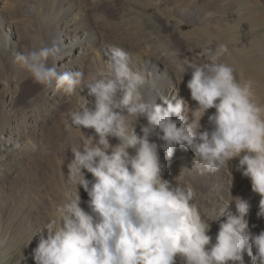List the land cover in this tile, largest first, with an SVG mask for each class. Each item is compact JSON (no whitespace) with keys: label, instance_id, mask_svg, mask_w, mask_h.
<instances>
[{"label":"clouds","instance_id":"9594fccd","mask_svg":"<svg viewBox=\"0 0 264 264\" xmlns=\"http://www.w3.org/2000/svg\"><path fill=\"white\" fill-rule=\"evenodd\" d=\"M57 51L42 46L17 56L34 83L47 89L55 82L56 91L84 101L67 113V127L81 133L64 174L75 191L65 193L59 219L35 238L34 264H245V253L252 264H264V231H251L250 203L232 197L209 222L190 184L164 178L160 156L163 151L171 160L177 147L190 150L194 159L187 169L199 175L238 160L236 171L251 181L260 197L257 217L264 218V107L253 99L252 82H239L234 69L219 62L227 46L203 49V64L185 59L178 66L179 83L191 70L187 88L195 108L178 92L160 95L161 104L146 100L142 89L155 87V76L134 66L122 48L107 46L105 68L87 79L83 71L50 67ZM0 84L7 87V81ZM210 109L215 112L205 129L201 121ZM141 119L147 124L138 133ZM80 188L89 197L87 210ZM233 203L236 211H228ZM217 222L213 242L209 233Z\"/></svg>","mask_w":264,"mask_h":264},{"label":"bare ground","instance_id":"6f19581e","mask_svg":"<svg viewBox=\"0 0 264 264\" xmlns=\"http://www.w3.org/2000/svg\"><path fill=\"white\" fill-rule=\"evenodd\" d=\"M253 6L251 5V7ZM92 12L93 10L90 11L83 1L78 0H0V48L9 58L10 61L8 62L13 71L9 85L16 91L18 88H23L24 84L31 80L17 60L18 54L24 50L20 41L18 42L15 31L18 25L16 20H19L17 17L20 15L19 17L26 22L25 28L28 31V37L33 38L35 48L42 46H55L58 48L55 56L50 58L48 62L49 66L54 67L58 73L83 71L86 79L90 78L105 68L106 57L104 53L107 46L112 45L129 53L134 66L144 68L154 74L155 87L150 83L142 89L146 100L161 104L160 95L171 97L178 92L179 96L188 101L191 107H196V102L191 100L190 95L186 92L187 89L185 90V87H183L184 82H178L180 77L171 68L172 66L170 67L169 63L163 60V56H151L149 52L143 51L144 48L141 46L128 45L127 42L121 41L122 39L117 40L108 37L107 32L105 31V33L101 24H99L101 19L97 18L98 15L95 13L97 15L95 16ZM14 14L17 16H14ZM180 15L192 24L206 25L216 30L219 35L228 32L230 37H237L233 23L221 20V16L224 15L223 11L215 13H208L207 11L205 13L204 10L185 6L181 8ZM258 20L264 22L262 17H257ZM237 52H243V50H236L235 53L237 54ZM235 57H233V63L236 66L245 67L244 61L238 59L240 56ZM249 63L251 64V62ZM250 64L249 66L247 64L249 68L252 65ZM259 65L257 63V66ZM244 67L241 68L242 79H239L240 82L251 81L254 101L256 103L264 101V69L259 68L262 72H260L261 76L258 77L251 74L253 71L250 74L246 73L247 70L245 71ZM185 75L184 79L190 77L188 74ZM81 95L86 96V93ZM34 97L37 102L31 105L32 107L40 102L44 107L51 110V114L44 120L32 110H20L14 91L10 92L3 89V93H0V156L2 157V161H0V264H9L11 255L19 248L20 243L17 232L22 226L27 232H39L43 229L39 219L27 218L23 225L18 223L15 229L9 230L8 218L5 215L6 202L9 199L13 200L16 196L17 204L21 208L22 200L26 199L27 201L29 196L21 188L18 180L19 175L21 176L24 172V161L34 159L35 156L38 158L49 156L50 152L46 148L47 145L44 143L42 134L52 128L51 125L56 123L57 114L59 115L63 108L66 110L70 107L71 110H75L78 104L84 103L82 99L78 101L76 96H68L63 90L56 91L55 82L47 89L41 86L32 98ZM32 107L30 108L32 109ZM214 112L215 109H210L205 116L208 117ZM146 124L147 121L141 119L136 126L137 132H140L141 125ZM202 125L205 129L211 127L206 122ZM83 131L86 135H91L89 129H83ZM71 132L70 138L72 137L74 146L79 143L81 133L75 129H72ZM155 142L161 143L158 140ZM160 156L162 163L166 166L164 176L166 179H171L174 183L190 184L192 187L196 185L194 189L196 199L199 201L200 207L202 204L204 205V210L201 213L206 220L210 222L218 220V210L222 206L230 204L232 197H240L247 200L251 205L248 217L251 231L254 234L264 231V227H262V223L254 209L255 205H259V195L252 193L249 194V197H242L244 191L241 190L242 188L234 179L232 182L226 167L221 168L216 173L199 175L188 170L191 169L194 159L190 150L177 147L171 160L165 157L163 151L160 152ZM70 158L73 159L71 151ZM6 165H11V171H4ZM183 169L182 177L175 181ZM199 188H205L206 192H201L202 190L200 191ZM30 197L33 200L35 199L33 194ZM228 211H236L234 203L231 204ZM213 224L219 228L218 222ZM244 262L245 264H252L251 258L246 253L244 254Z\"/></svg>","mask_w":264,"mask_h":264},{"label":"rangeland","instance_id":"374dc122","mask_svg":"<svg viewBox=\"0 0 264 264\" xmlns=\"http://www.w3.org/2000/svg\"><path fill=\"white\" fill-rule=\"evenodd\" d=\"M78 1H83L90 11L93 10L92 13L98 15L95 14L97 18L102 20H100L99 24H101L104 32H107L105 33L108 37L116 38L117 40L122 39L121 41H125L124 43L127 42L128 45L135 44L141 46L144 48L143 51L149 52L151 56H163V60L169 63L170 67L172 66L171 68L174 69L178 77H181L178 66L182 64L185 59L198 65L203 64L206 61V58L202 55L203 49H215L220 44L226 45L228 51L220 58L219 62L231 66L239 82V79H242L241 68L244 66H236L235 63H233V57L240 56L238 59L242 62L244 61V68L245 71L247 70L246 73L248 74L253 71L251 74L259 77L261 76V69H264L262 68L264 67V22L257 21V17H262V20L264 19V0ZM251 5L254 6L251 7ZM185 6L204 10L205 13L207 11L208 13L223 11L224 15L221 16V20L233 23L237 37H230V33L228 32L219 35L216 30L206 25L192 24V22L185 20L184 17L180 15L181 8ZM14 16L17 15L14 14ZM19 16L17 17L19 20H16L18 25L15 30L18 42L20 41L24 50H31L35 48L34 40L28 37V31L25 28L26 22ZM105 17L108 19H105ZM103 19L105 20L103 21ZM236 50H243V52H237L236 54ZM247 59L250 60L248 61ZM8 61H10L9 58L0 48V81H7V87L0 84V93H3V89L10 92L14 91L19 102L18 107L20 110H32L41 119H46L51 114V110L44 107L40 102L36 106H31L37 102L36 98L32 97L37 93L41 85L34 83L31 79L24 84L23 88H18L15 91L14 88L9 85L13 71ZM249 62H251L252 65ZM255 62H257L258 65L260 63V65L257 66ZM247 64L248 66L250 64L251 67L249 68ZM260 67L261 69H259ZM189 71L186 74L190 75V77L188 76L184 79V84L186 86L184 85L183 87H185V90L187 89L186 92L190 95V91L187 88V82L190 80L189 78H191V70ZM259 95L261 96V94ZM257 104L264 107V101L257 102ZM30 107H32V109ZM69 111H71L70 107L66 108V110L63 108L61 113L59 112V115L57 114L55 118V120L57 119L55 121L56 123L51 125L52 128L49 129L50 132L47 131L42 134L44 143L47 145L46 148L49 149L50 152L49 156H40L39 158L35 156L34 159L32 158L24 161V172L21 176L19 175L18 180L21 188L24 192H27L29 196L27 201L26 199L22 200L23 203L21 208L17 204L16 196L13 200L9 199V201L6 202L5 215L6 218H8L7 222L10 231L15 229L18 223L19 225H23L27 218L39 219L44 229L47 224L59 219V209L65 203V193L68 191L74 193L75 191L74 186L64 183V174L65 178L68 176L67 164L71 161L69 148L73 146L72 137L70 138L72 129L67 127L69 121H67V115L65 117V114ZM201 122L202 124L205 122L209 124L208 117L205 116ZM89 133L94 135V130H89ZM111 143L116 144L117 141L113 139ZM0 161H2L1 156ZM237 165L238 160H233L230 165L225 167L230 173V176L232 173L233 179L242 188L241 190L244 191L242 197H249V194L251 195L253 193L251 181L243 177L240 172L236 171ZM11 169V165L4 166V171H11ZM86 175L88 179H92L91 174ZM195 186L196 185H193V189H195ZM200 191L206 192V189L203 188L200 189ZM32 194L35 196L34 200L30 197ZM80 196L82 200L81 207L87 210V201L89 197L83 188H80ZM254 209L258 212L259 205H255ZM200 210H204L203 204ZM259 220L262 223V227H264V218H259ZM218 229L219 228L212 224L209 235L213 237V242H215ZM39 232H27L24 226H22L17 232L20 246L11 255L9 264H34L31 253L37 246L38 241L35 240V238Z\"/></svg>","mask_w":264,"mask_h":264}]
</instances>
